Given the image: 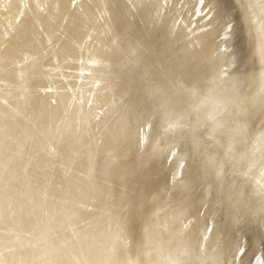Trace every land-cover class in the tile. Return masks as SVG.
Listing matches in <instances>:
<instances>
[{
    "label": "bare ground",
    "instance_id": "6f19581e",
    "mask_svg": "<svg viewBox=\"0 0 264 264\" xmlns=\"http://www.w3.org/2000/svg\"><path fill=\"white\" fill-rule=\"evenodd\" d=\"M249 3L0 0L3 264H264Z\"/></svg>",
    "mask_w": 264,
    "mask_h": 264
},
{
    "label": "snow or ice",
    "instance_id": "6c2138e0",
    "mask_svg": "<svg viewBox=\"0 0 264 264\" xmlns=\"http://www.w3.org/2000/svg\"><path fill=\"white\" fill-rule=\"evenodd\" d=\"M249 13L252 17V23L256 25V33H257V41H258V51L261 56V63H262V71H261V77L264 79V20H260V17L257 16L255 12H252L253 5L249 3L247 5ZM260 14L261 16H264V0H261L260 3ZM231 25H229V28ZM224 75H227V72L224 73ZM261 176H264V157L261 159ZM261 187L264 189V181H261ZM129 228L132 227V220L129 218L128 221ZM126 243V242H125ZM0 264H3L2 261H0ZM172 264H181L179 260L173 261Z\"/></svg>",
    "mask_w": 264,
    "mask_h": 264
}]
</instances>
